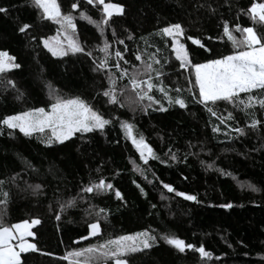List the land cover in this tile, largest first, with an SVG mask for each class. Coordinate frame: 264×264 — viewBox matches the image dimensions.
Here are the masks:
<instances>
[{"label":"trees","instance_id":"16d2710c","mask_svg":"<svg viewBox=\"0 0 264 264\" xmlns=\"http://www.w3.org/2000/svg\"><path fill=\"white\" fill-rule=\"evenodd\" d=\"M58 1L63 11H73L75 0ZM105 2L121 4L125 9L123 16L114 15L110 21L115 37L111 29L101 36L93 24L76 20L77 39L85 51H93L90 57L82 53L54 56L44 46V40L56 35L59 25L42 19L30 0H0V7L9 9L7 14L0 13V50L14 56L20 65L0 74V120L33 108L49 107L53 102L50 87L61 97L82 98L105 118L113 119L103 132L77 133L51 147L42 142L47 133L26 137L18 129L0 125V180L5 181L0 187V200L7 193L6 204H0V216L7 225L31 219L41 221L33 227L35 238L30 237L41 251L22 253L23 264H68L59 257L109 238L146 230L158 237L173 234L197 247L202 244L211 257H201L189 249L181 253L158 239L152 248L128 257L129 264H264V108L257 104L242 111V106L219 101L208 105L217 113L211 115L203 104L193 101L189 88L198 92L188 83L189 79L194 80L193 74L180 68L179 61L173 58L169 37L160 33L163 27L180 23L193 63L229 55L238 49L223 35L224 21L230 29L239 24L264 34V23L252 21L247 14L253 0ZM199 4L205 6L198 8ZM208 5L215 13L208 11ZM79 9L93 20L102 16V5L94 7L86 0H79ZM24 24L30 27L20 32ZM129 35L133 39H127ZM234 35L240 37V33ZM189 36L200 39L205 48L192 44ZM105 38L112 50L123 51L127 45L124 58L136 65L140 62L134 53H144L146 60L159 49L157 55L165 73L163 83L173 90L169 92L172 97L177 95L174 89H182L187 107L170 105L155 89L151 94L167 111L154 110L160 104L145 113L139 108L132 112L107 103V98L99 94L108 86L106 75L94 71L93 64L94 58L99 62L103 56L96 49ZM118 39L125 43H117ZM114 61L113 55L109 63ZM121 65L124 66L122 61ZM112 71L116 72L114 68ZM8 81H13L15 87ZM252 94L264 96V92ZM247 95L241 93L240 98L246 100ZM229 112L234 119L221 124L217 117H227ZM116 117L134 123L160 159H150L145 165ZM253 119L262 122L255 129L248 127ZM214 127L220 131L214 132ZM236 127L245 129L246 134L240 136L232 131ZM170 148L177 155L176 161L170 159ZM25 160L34 170L25 167ZM209 164L213 167H207ZM136 166L146 169L143 176L134 170ZM17 173L13 182L10 178ZM100 178L112 183L123 200L116 198L114 190L81 192L90 180ZM36 184L41 185L39 190L28 187ZM163 184L172 185L177 192L196 195L197 200L188 201L168 192ZM248 184L260 191H252ZM74 197L75 206L61 211L60 204ZM229 203L231 208L220 207ZM100 209L105 212L97 217ZM97 219L101 234L81 240L90 231L87 224Z\"/></svg>","mask_w":264,"mask_h":264},{"label":"snow or ice","instance_id":"6c2138e0","mask_svg":"<svg viewBox=\"0 0 264 264\" xmlns=\"http://www.w3.org/2000/svg\"><path fill=\"white\" fill-rule=\"evenodd\" d=\"M86 3L94 7L102 5V16L99 20H93L91 16L87 15L86 11L80 10L79 18L93 24L101 36H104L106 30L111 29L112 36L115 37L116 31L112 28L110 21L114 15H124V6L112 2L106 3L105 0H86ZM30 4L33 8L39 10L42 19L50 20L59 25L57 36L44 40V46L54 56H67L69 53H82L90 57L93 56V51H85V46L81 45L78 39L75 38L77 29L75 21L77 17L73 12H62L58 0H30ZM204 6L199 4L197 7L202 8ZM71 9L73 11L79 9V0H75L72 3ZM8 11V8L0 7V13L7 14ZM208 11L215 13L216 10L211 5H208ZM247 14L250 15L252 21L264 23V0H253V3L247 9ZM29 27L30 25L24 24L19 28V31L25 32ZM160 33L163 36L172 38L173 52L176 60L180 62V68L194 72V80L189 79L188 83L198 89V92H193L189 88V93L193 101L203 104L208 108L211 115L217 116V113L208 105L219 101L227 102L234 107L242 106V111L254 108L257 104L264 108V96L252 94L254 92H264V34H258L252 26L242 28L239 24L230 29L228 22L224 21L223 35L238 50L229 55L209 59L203 63H193L187 47L179 39L185 33V29L180 23L169 24L160 29ZM234 33H240V37L238 38ZM61 35L63 40L60 39ZM127 39L131 40L133 37L129 35ZM187 39L191 40L192 44L205 48L200 39L191 36L187 37ZM116 42L119 44L125 43L123 39H118ZM65 43L67 44L66 48L64 47ZM96 50L103 53V56L99 58V62H97L96 58L93 59V64L95 66L94 71L104 72L106 75L108 86L99 94L107 98V103L117 105L120 108L127 107L132 112L139 108L146 113L153 105L160 104V101L151 94L153 89H155L162 93L163 98L167 99L170 105H179L180 108L187 107L185 99L181 96L182 89L179 87L174 89L177 95L172 97L169 92L173 90L167 88L163 83L165 73L162 70L161 59L157 55L160 51L159 49H156L155 53L149 54L146 60L143 58L144 53L139 51L134 53L135 60L140 62L139 65L132 64L124 58V52L128 51L127 45H125L123 51L119 49L112 50L107 38L103 40L102 46H98ZM113 55L115 61L110 64L109 61ZM15 59L7 51L0 50V74L19 68L20 65L15 63ZM121 61L124 66L121 65ZM164 63H168V60L165 59ZM154 65H159L160 67H154ZM113 68L116 72L112 71ZM125 80L127 83L120 85L119 82ZM8 84L15 87L13 81H8ZM241 93L248 94L246 100L240 98ZM49 95L53 102L48 110L44 107H39L8 115L0 120V125L6 126L11 130L18 129L26 137L47 133L42 142L51 147L54 144H63L77 133L83 135L94 131L103 132L106 126L113 123V119L105 118L102 113L95 110L80 97H61L58 95L57 90L51 87ZM19 98L18 96L17 99ZM154 110L167 111L162 104H160L158 109ZM114 119L120 124L126 138L131 140L132 145L138 151L139 157L145 165L148 164L150 159H160L151 145L147 143L145 137L136 131L134 123L121 121L118 117ZM217 119L220 120L221 124H224L226 120H232L234 117L229 112L227 117L218 116ZM261 123V121L253 119L248 127L255 129ZM213 131L218 132L220 128L214 127ZM232 131L240 136L246 134L245 129L239 127L233 128ZM0 134H2V131H0ZM169 154L171 160H177V155L172 152L171 148L169 149ZM184 159H187V154ZM24 163L27 169H33V165L30 162L25 160ZM207 167L211 168L213 165L209 164ZM134 170L139 172L141 176L146 171L140 166H136ZM226 174L231 175V173ZM18 176L19 173L10 179L14 182ZM4 183V180H0V187ZM28 187L36 191L41 188V185H29ZM137 187L139 188L140 185L137 184ZM163 187L168 192H175L177 196H181L188 201L197 200L196 195L177 192L170 184H163ZM247 187L254 192L260 191L253 184H248ZM110 190H114L113 184L106 182L104 178H100L98 181L90 180L88 184L81 188V192L89 194ZM141 191L143 192V189ZM114 192L116 198L123 200L119 190H114ZM3 195L5 199L0 200V204H6L7 193H3ZM75 203V197L64 201L60 204V210L64 211L67 208L74 207ZM220 207L231 208L232 204H224L220 205ZM104 212L105 209H100L96 216L99 217ZM56 219L59 220L60 216L57 215ZM40 223L39 219H31V221L23 220L22 222L7 225L3 217L0 216V264H23L22 253L41 251L36 243L27 239L29 237L35 238V233L31 229ZM87 227L90 230L88 236L80 237L81 240L101 234L99 219L89 222ZM158 239L164 240L165 243L173 246L181 253L189 249L198 252L201 257H211V253L206 251L202 244L197 247L192 243H186L184 239L173 234H165L158 237L146 230L109 238L104 240L103 243L90 245L86 248L74 249L65 256L59 257V259L67 261L68 264H129L128 257L152 248ZM42 254L52 255L51 253Z\"/></svg>","mask_w":264,"mask_h":264},{"label":"rangeland","instance_id":"374dc122","mask_svg":"<svg viewBox=\"0 0 264 264\" xmlns=\"http://www.w3.org/2000/svg\"><path fill=\"white\" fill-rule=\"evenodd\" d=\"M59 2V1H58ZM61 10H62V8H61ZM80 10H83V9H78V10H76V11H71L70 9L69 10H67V11H63L62 10V12H64V13H68V12H73V14L77 17L76 18V20L79 18V11ZM85 11V10H84ZM76 22V21H75ZM54 36H57V34L56 35H54ZM54 36H51V37H54ZM183 37V36H182ZM182 37H180L179 39H180V42L181 43H184V41H183V39H182ZM48 38H50V37H48ZM48 38H46V39H48ZM76 39H77V31H76V37H75ZM45 39V40H46ZM60 39L61 40H63V36L61 35V37H60ZM169 39H170V44H171V48H172V38L171 37H169ZM185 44V43H184ZM186 46V45H185ZM64 47L66 48L67 47V44L65 43V45H64ZM2 51H4V50H2ZM172 51H173V48H172ZM9 55H11V54H9ZM12 56V55H11ZM173 58L174 59H176L175 58V54H174V52H173ZM16 63V62H15ZM180 63V62H179ZM192 74H193V77H194V72L193 71H190ZM46 110H48L49 109V107H44ZM29 221H31V220H29ZM22 222V221H21ZM18 223V222H17ZM32 231H33V228L31 229ZM30 242H33L32 240H31V238L29 237V238H27Z\"/></svg>","mask_w":264,"mask_h":264}]
</instances>
